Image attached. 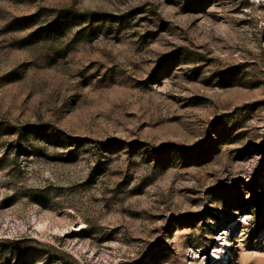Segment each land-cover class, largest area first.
<instances>
[{
	"label": "rangeland",
	"instance_id": "374dc122",
	"mask_svg": "<svg viewBox=\"0 0 264 264\" xmlns=\"http://www.w3.org/2000/svg\"><path fill=\"white\" fill-rule=\"evenodd\" d=\"M0 264H264V0H0Z\"/></svg>",
	"mask_w": 264,
	"mask_h": 264
}]
</instances>
